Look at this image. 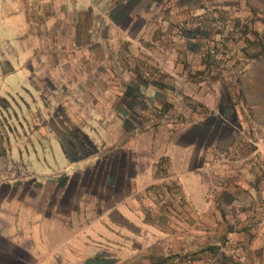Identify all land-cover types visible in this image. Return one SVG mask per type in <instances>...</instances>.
Listing matches in <instances>:
<instances>
[{"label":"rangeland","instance_id":"rangeland-1","mask_svg":"<svg viewBox=\"0 0 264 264\" xmlns=\"http://www.w3.org/2000/svg\"><path fill=\"white\" fill-rule=\"evenodd\" d=\"M17 1L1 181L76 191L31 264H264V0Z\"/></svg>","mask_w":264,"mask_h":264},{"label":"trees","instance_id":"trees-1","mask_svg":"<svg viewBox=\"0 0 264 264\" xmlns=\"http://www.w3.org/2000/svg\"><path fill=\"white\" fill-rule=\"evenodd\" d=\"M40 187L43 185L40 183H36ZM57 191L55 190V194L51 199L50 212L47 213L44 209L45 200L42 199V196L39 195L42 192H39V189L35 188L31 185H26L24 183L17 182L16 185H10L6 183L0 184V194L2 189H7L5 192V196L10 198L11 200H15L19 205L23 206L26 210H31L33 213L34 223L40 224V233L42 234L43 229L45 228L43 224L45 222L49 226H60L63 227V230L71 231L73 229V220L72 215L70 214L73 210H71V205L73 202V198L76 194L75 188L71 191L72 187L70 186V182L66 183H58L55 185ZM30 202V204L28 203ZM68 202V217H62L63 210L62 207L66 205ZM71 211V212H70ZM76 209L73 213L77 212ZM76 215V214H75ZM43 219L47 221H43ZM6 231H4V220L0 216V264H31V256H34L33 249L29 244L25 241L24 235L25 233H20L19 236L23 237L22 241H15L11 236L8 235ZM64 234V233H63Z\"/></svg>","mask_w":264,"mask_h":264},{"label":"crops","instance_id":"crops-1","mask_svg":"<svg viewBox=\"0 0 264 264\" xmlns=\"http://www.w3.org/2000/svg\"><path fill=\"white\" fill-rule=\"evenodd\" d=\"M24 20L25 14L17 0H0L1 40L15 38L19 32H21ZM254 87L257 90L259 89V92H261L264 96V84H255ZM262 104L264 105V102ZM1 178L2 177L0 175V184H10L2 182ZM3 203H6L5 209L2 207ZM24 215L26 216L25 220L23 219ZM0 216H10L11 219H13L12 224L5 226L6 228H4V231L9 233L8 235L17 242L22 241V239L25 238V241L33 249L34 254L38 255V251L42 246L41 240H43L45 234L40 233V224L34 223L33 213L31 210L24 211L23 206L19 205L15 200H11L4 194H0ZM43 230H45V228ZM20 233H25L24 238L21 236L16 238Z\"/></svg>","mask_w":264,"mask_h":264}]
</instances>
